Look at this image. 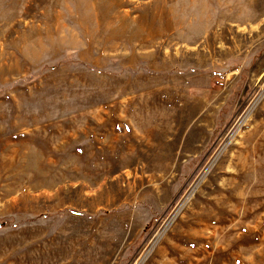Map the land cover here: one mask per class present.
<instances>
[{
    "label": "rangeland",
    "instance_id": "obj_1",
    "mask_svg": "<svg viewBox=\"0 0 264 264\" xmlns=\"http://www.w3.org/2000/svg\"><path fill=\"white\" fill-rule=\"evenodd\" d=\"M0 264H264V0H0Z\"/></svg>",
    "mask_w": 264,
    "mask_h": 264
},
{
    "label": "bare ground",
    "instance_id": "obj_2",
    "mask_svg": "<svg viewBox=\"0 0 264 264\" xmlns=\"http://www.w3.org/2000/svg\"><path fill=\"white\" fill-rule=\"evenodd\" d=\"M246 169V168H245ZM247 172H249L248 170H247ZM255 187H256V185H255ZM255 190V188L254 187H252V190H251V192H250V194H249V196H248V201H250V200H252V199H254L255 197H254V194H253V191ZM256 211V209H255V206H253V209L249 212V213H253V212H255Z\"/></svg>",
    "mask_w": 264,
    "mask_h": 264
}]
</instances>
